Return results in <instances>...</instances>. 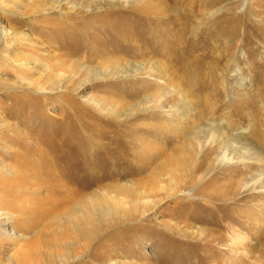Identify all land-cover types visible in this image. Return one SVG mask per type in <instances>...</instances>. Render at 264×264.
Here are the masks:
<instances>
[{"label":"rangeland","instance_id":"rangeland-1","mask_svg":"<svg viewBox=\"0 0 264 264\" xmlns=\"http://www.w3.org/2000/svg\"><path fill=\"white\" fill-rule=\"evenodd\" d=\"M178 26L187 28L178 40L193 39L206 61L202 73L187 64L176 90L180 49L168 39ZM1 29L0 264H264V173L237 162L261 148L232 144L237 163L224 165L197 128L264 129V0H0ZM149 60L168 69L164 80L95 79L134 64L142 73ZM76 115L78 137L55 146ZM36 142L58 154L54 165L72 154L79 170L93 168L51 188L39 179L47 169L29 170L24 185L17 162ZM149 174L157 184L145 189ZM251 179L261 183L243 188ZM50 190L68 193L65 209L47 205Z\"/></svg>","mask_w":264,"mask_h":264},{"label":"bare ground","instance_id":"bare-ground-1","mask_svg":"<svg viewBox=\"0 0 264 264\" xmlns=\"http://www.w3.org/2000/svg\"><path fill=\"white\" fill-rule=\"evenodd\" d=\"M245 1H247V0H245ZM53 8H56V7H53ZM186 32H187V28L182 27V26H178V31L176 32V29L174 28L173 36L170 37V39H168V40H170V41H168V46H170L172 48L174 47L175 49H178V48L180 49L178 55L176 57H174L171 61V63L173 64V68H174L173 69L174 70V73H173L174 77L172 79V83L174 84L176 90H179L177 81L180 79L181 72L183 69L186 68L187 64H190L192 67L195 66L197 68V72L202 73L200 68L197 66V64L203 63L206 61V56L201 54L202 48L194 49L190 46L191 41L193 39L189 40V38H186L187 40H186V42L184 41L185 42L184 44H183V42L181 43L179 41L180 39H184L186 37L185 36ZM1 35H2V29L0 30V37H1ZM165 36H167V35H165ZM179 37H180V39L178 40ZM188 42H189V45H188ZM220 56L221 55H219V58L215 59V61H217V62H214L215 64L220 63V62H218V60L222 61V57H220ZM191 57H193V60L190 61ZM150 61L151 60H149L148 63ZM138 69H139V67L134 64V65H131V68H128V71L120 70L119 76L114 75V74H118V73H115V72L110 73V71H108V70H105V71H102L99 73V71L97 69H95V71H98V73H95V71L93 73L96 74L95 79H99L101 77L124 78L125 77L124 74L129 73V72L131 73V76L136 77V78L140 77L141 75H145L146 77H148V76L153 77L154 76L157 80H164L165 75L168 76V69L166 67H164L161 63H155L154 61L150 62L148 70H145L141 73V72H138ZM260 82H262V81H260ZM155 85L158 86L159 84L156 83ZM80 87H79V89H80ZM183 97L188 98L189 94L188 93L184 94ZM91 100H93V99H91ZM98 103L99 102L96 101V104H98ZM180 105H181L180 102L177 104L174 103L173 106L168 110V113L166 115H168V117H170V115L171 116H175L177 114L180 115V111H181ZM189 105H190L189 103H186V105L184 106V107H186V109H189V111L186 110V112H188L186 115L194 112L193 111L194 109L192 110L191 106L189 108H187ZM95 106L99 110H102V106H100V105H95ZM178 118H180V117H178ZM83 122H84V120L82 119L81 115L80 116L76 115L74 118H69L68 116H66L63 131H66V134L68 133V135L67 136L64 135L65 136L64 138L58 139L57 142H55V146H60V145L65 144L66 142L70 141L74 136L78 137L79 131L76 132V130ZM199 125L203 126L204 123L201 122ZM200 126L197 127L198 128V134L200 136H202L203 139L206 141V145L217 146V147H219L220 151L223 150L220 153V155L218 154V156H217V159L220 160V162L222 164L228 165L232 162H235V163L238 162V163H242L243 165H248V166H252V165L260 166L261 170L259 172L264 173V129H262L263 124H261L259 122L252 123L250 125V128H249L250 132L248 133L247 136H244L241 134H234L232 132V131H234V125L231 123H228V122L226 124H222L221 121L220 122L214 121L211 125H207L206 127L205 126L200 127ZM27 136H28V134H27ZM188 137L190 140L192 136L188 135ZM194 139H197L195 137V135H194L192 141ZM241 142H243L242 144L246 145V146H254V145L259 146L261 148L260 155L257 158H252L248 155H246V156L242 155L241 158L237 162L234 161L233 155H230L229 148L232 146V144H238ZM80 146H81V144H74L73 149L74 148H80ZM154 147L155 146H153L152 150L149 149V150H151L150 151L151 153L154 150L156 151L155 148H157V147H155V148ZM234 150L235 149L232 150L233 153L235 152ZM155 151L153 152L154 154H155ZM238 151H240V149H238ZM7 153H9V152H7ZM36 154L38 155L37 158L30 160ZM57 156H58V154L53 149L46 148L40 142H36L35 144H33V147H30V148L24 147L23 148V155H22V157H20L21 161L17 162L19 166H23V168H20L21 172H19L18 174L22 175V178L27 180V182H25L24 185L29 183L28 180H30V181L33 180V177L29 176V170L32 171V173H33V172L39 171L42 168L47 169L46 170V176L47 177L46 178H39V179H45L46 180V182L44 184H41L42 186H48L51 188L52 186H57V187L67 186V183H65L66 181L61 180V178L70 172L73 174V176H76L78 174L80 175V174L84 173L85 171L89 172L93 168L91 166H86V164H85V166L83 167L84 169L79 170V167L77 165H80V162H82L81 161L82 159H81V157H76V156H73L72 154H69L66 157L65 161L62 164H60L59 166H57V165H54L51 163L53 161V159ZM87 157H88V155H87ZM164 163H165V161H164ZM13 166H15V165H13ZM89 167H91V168H89ZM86 168H88V169H86ZM17 169H19V168H17ZM94 174H96V171ZM145 177H146L145 182H144L142 187H145V189L154 188L155 185L157 184L156 179L154 177H152L151 174L146 175ZM94 179H95V182L93 184H95V185L104 182V178L102 177V175H100L99 177L94 178ZM251 181H248V180L242 181L241 185L243 186V188L251 189V187L254 185L253 183H256L258 185H259V183H261L260 179H251ZM117 182L118 181H113L111 183H117ZM131 184L132 183L125 182L121 185L119 184L120 186L119 185L116 186V189L118 191H120V188H123L124 186L131 185ZM41 185H37V187L39 188V187H41ZM160 185H162V184H160ZM162 187H164V186H162ZM167 190H168V188H167ZM211 192L212 193L208 195L209 197H211L212 195L215 196L214 193H216L217 191H215L213 189ZM223 193L224 192H220L219 195H221ZM142 194L144 196H147L145 192H142ZM46 195H49V199L46 200L47 205L54 203L55 209H62L63 210L66 208L67 200H68V196H69L68 193L63 194V195H61L60 193H56L55 195H51V190H50V192ZM124 200H125V198H124ZM92 201L89 202V204L93 203ZM120 202H121V199H120ZM93 211H95V210H93ZM86 218L87 217L82 215L79 217L78 221H80V224H83L82 223L83 221H85V222L89 221ZM91 224H92V222H91ZM87 225H89V224H87ZM212 238L214 239L215 237H212ZM239 243L242 244V242H239ZM30 256H31V254H30ZM92 264H99V263L94 262ZM113 264H123V263H120L118 261H113Z\"/></svg>","mask_w":264,"mask_h":264}]
</instances>
